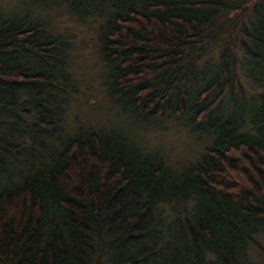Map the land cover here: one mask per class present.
<instances>
[{
  "label": "trees",
  "instance_id": "obj_1",
  "mask_svg": "<svg viewBox=\"0 0 264 264\" xmlns=\"http://www.w3.org/2000/svg\"><path fill=\"white\" fill-rule=\"evenodd\" d=\"M59 6L92 26L114 112L126 123L172 120L203 138L201 155L175 166L114 123L66 131L75 35H54L45 13ZM6 8L0 163L11 167L0 170V264H264V0ZM172 231L180 258L168 256Z\"/></svg>",
  "mask_w": 264,
  "mask_h": 264
},
{
  "label": "rangeland",
  "instance_id": "obj_2",
  "mask_svg": "<svg viewBox=\"0 0 264 264\" xmlns=\"http://www.w3.org/2000/svg\"><path fill=\"white\" fill-rule=\"evenodd\" d=\"M8 2H10V0H0V8L7 9L6 5ZM15 6L16 4L13 3L11 8ZM62 9L63 7L59 6L47 10L45 13L48 15L47 19L49 20H47L48 30L50 29L54 35H56L55 33L60 34L61 32L62 34L75 35V47L73 52L76 53V57L73 61L75 65L73 71L76 78L74 84L77 86V94L75 98L73 97L70 99V106L66 112L64 125L66 131L81 128L85 124L88 125V127H93L96 125L114 123L113 125L118 124L119 129L124 128L128 134L131 133L147 152H159L168 162L175 166H177V161L181 162L187 159V161L190 162L192 158L201 155L206 146L203 144L201 147V143H204L203 138L201 139V143L195 142L191 135L172 120L162 122L159 126H150L148 124L150 123L149 121H142L141 123L130 121V123H126L123 113L121 115L114 112L113 105L109 104L102 90V81L100 78L102 64L99 61L97 49L92 39V26L86 25L80 27L74 25V23L64 15ZM50 31H48V33L51 34ZM211 54L212 52H209L205 59L213 61L216 55L213 54L212 56ZM247 89H250L249 86L246 87V92H248ZM114 117L115 120L113 119ZM54 136H61V133H56ZM12 141L11 139L8 142L11 143ZM46 143L49 144L50 141ZM0 147L3 149L2 146ZM186 154L189 155L186 156ZM24 158L26 159L27 157ZM24 158L22 157V159ZM15 164L16 162L13 163V167L17 166ZM10 167L9 160L6 163V160L2 157L0 170H9ZM8 173L12 174V171H8ZM3 179L4 177L0 176V185L4 182ZM172 233L173 237L168 250V256L169 258H171V256L174 258L176 252H178L177 255L180 258L182 253L181 241L174 231H172ZM253 251L255 255V250ZM254 264H257L256 260H254Z\"/></svg>",
  "mask_w": 264,
  "mask_h": 264
}]
</instances>
